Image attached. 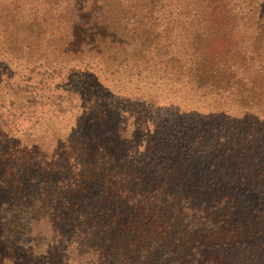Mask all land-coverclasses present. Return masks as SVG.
<instances>
[{"label": "trees", "instance_id": "trees-1", "mask_svg": "<svg viewBox=\"0 0 264 264\" xmlns=\"http://www.w3.org/2000/svg\"><path fill=\"white\" fill-rule=\"evenodd\" d=\"M237 17L225 0H0V264H240L241 253L264 254V118L230 121L227 136L203 145L192 120L169 118V91L161 118L141 89L94 92L86 78L97 62L119 81H179L193 101L234 95L261 111L264 26L246 53ZM70 63L68 90L39 93L43 65ZM76 91L83 114L116 116L111 139L98 133L89 145L58 125ZM50 98L54 112L43 115ZM117 140L139 144L117 154Z\"/></svg>", "mask_w": 264, "mask_h": 264}, {"label": "rangeland", "instance_id": "rangeland-1", "mask_svg": "<svg viewBox=\"0 0 264 264\" xmlns=\"http://www.w3.org/2000/svg\"><path fill=\"white\" fill-rule=\"evenodd\" d=\"M225 1L228 2V5L230 6L232 12L234 14H237L238 16L236 18L237 27L233 32L235 39L239 42L238 47L241 50H245L247 53L248 51L246 50V43L249 40L247 36H249V41H251L253 36L252 32H255V29L257 28L256 23H258V26H264V0ZM71 64L72 63L57 67L54 72H52L53 69L48 68L47 65H43L42 70L46 71V73L43 80L44 83L43 85H41L42 89L39 90V93L49 94L54 90H68V87H66L65 84L68 82L67 76L69 74V69L72 67ZM86 66H88L86 72L89 76L86 78H88L91 85L93 79L97 80L95 88L93 90L94 92L103 90V86H107L109 89L116 92H121L123 90L126 91V89L124 88L125 86H130V89L135 86L136 89H141L140 91L144 92L146 96L152 95L153 97L157 98L156 100H158L157 103L159 104L158 109H156L155 111L157 113L156 115L161 116V118L168 116V113L165 116V112H168V106H170V104L172 106V102H174L170 101L166 95V92L169 91L174 97L172 98L175 100V104H177L178 107L177 114L169 118L177 117L180 120H192V127H197V130L193 132V142H198V135L201 134V136H203V145H205V143L213 145L215 144L217 138L227 136V133L223 132V129L221 128L230 121H242L246 118L249 121L253 122L256 121L257 118L260 120L264 118V109L258 111L252 108L254 106H240L238 105V96L233 95L231 97V101V98L230 100H228L224 97H218L213 94H205V97L198 96L199 99H197L198 101L196 102L193 101L191 97H189V95L184 94V92L190 91L184 86L183 82L177 81L175 83H172L171 86H165V83L162 84L160 81H156L154 83L153 81H151L150 85L145 83V81L136 80L134 78H132L131 81H127L125 79H121L119 81L117 80L118 76L109 72L101 63L98 64L97 62H91ZM255 66L256 64H253L249 69L236 67L235 72L238 76L245 78L252 73V68H255ZM71 73L72 72H70V74ZM32 74L33 79L31 81H35L38 76L35 74V72H33ZM75 86L77 85L74 84L73 88H75ZM242 93L245 95L248 94L246 90H244ZM53 94H56V92L52 93L51 96H53ZM77 94L78 93L76 91V95H68L72 97L71 104L66 106L69 107L70 110L63 114L64 116L59 115V117L57 118L58 125L63 130H65V132L75 136L77 139H80L89 145L97 143L94 139H96L98 133L101 135V142L111 139V130L112 127H114L115 122L117 121L116 116L106 113L104 117L101 116V118H99L93 114H83L84 111L80 108L81 105H79L80 101L78 96L80 95L78 94L77 96ZM99 96L101 97V92H99ZM262 98L264 99V93L262 94ZM51 101L54 102L52 98L46 101L47 105H45V107L43 108V115H50L54 112L52 111V109L55 107V105L51 103ZM39 108L40 107H38V109ZM212 108H214V111L217 112V114H215L217 115V117L214 118H216L215 123L219 124L217 125V127L220 126V130L218 129L219 131H215L213 127H210L212 125L207 123L208 119L212 118ZM218 110L220 113H218ZM102 119H104V121H102ZM201 131L202 133H198ZM110 142L112 146V140H110ZM118 142L120 143L118 144ZM138 144L139 142L128 143L123 142L122 140H117L115 148L117 154H123L126 151H129V154H131L132 148L138 147ZM248 254L250 253L245 252L244 254H239L243 257L236 256L240 257V259L237 261H240V264H264V254H255L252 257H249Z\"/></svg>", "mask_w": 264, "mask_h": 264}]
</instances>
